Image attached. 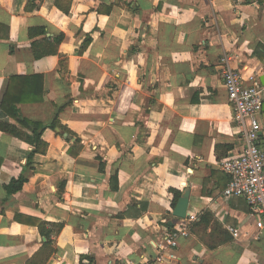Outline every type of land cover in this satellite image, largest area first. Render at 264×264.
Wrapping results in <instances>:
<instances>
[{
    "label": "crops",
    "instance_id": "obj_1",
    "mask_svg": "<svg viewBox=\"0 0 264 264\" xmlns=\"http://www.w3.org/2000/svg\"><path fill=\"white\" fill-rule=\"evenodd\" d=\"M226 57L246 85L264 74V0H72L68 14L56 0H0V106L11 77H29L37 94L21 113L49 123L65 106L73 132L46 129L33 156L0 132V264H34L41 222L64 223L46 264H264V218L224 195L220 164L244 148ZM0 120L18 125L1 108ZM187 188L190 214L211 211L234 240L211 250L190 232L162 263L158 245L184 223L168 224L173 190Z\"/></svg>",
    "mask_w": 264,
    "mask_h": 264
},
{
    "label": "built area",
    "instance_id": "obj_2",
    "mask_svg": "<svg viewBox=\"0 0 264 264\" xmlns=\"http://www.w3.org/2000/svg\"><path fill=\"white\" fill-rule=\"evenodd\" d=\"M225 85L229 102L234 115L233 120L241 127L244 140L243 150L221 162V169L230 176L224 189L226 197H243L255 216L264 218V149L260 146L262 130L261 115L263 113L264 87L260 80L252 78V83L246 85L239 72L230 64L229 58L223 60ZM197 218L189 215L178 230L167 232L158 245L162 250L158 260L166 262L167 250L179 246L180 237L190 234V225ZM264 220L258 221L262 227ZM234 234L237 235L236 231ZM170 259H179L171 257Z\"/></svg>",
    "mask_w": 264,
    "mask_h": 264
},
{
    "label": "trees",
    "instance_id": "obj_3",
    "mask_svg": "<svg viewBox=\"0 0 264 264\" xmlns=\"http://www.w3.org/2000/svg\"><path fill=\"white\" fill-rule=\"evenodd\" d=\"M72 0H56V6L62 10L64 13L68 14L71 9ZM28 10H35L36 6L28 5ZM43 30L41 31V33ZM63 37L56 39V42L59 44L62 41ZM91 37L88 36L85 40V45L89 44ZM57 46L53 48V52L57 53ZM47 52L36 54V57H42ZM26 81L33 82L34 80L29 79V77L21 76H12L10 79V84L8 91L6 92L5 98L0 106V108L12 119H14L17 124L11 123L9 121L0 120V132H5L10 134L13 137H16L20 140L27 142L28 144L34 146L30 156L35 155L36 153H45L48 148V143L43 140L42 136L46 129H56L60 128L62 132L72 133L66 126L62 125L59 120V113L63 110L65 106L58 108L57 113L54 118L49 123H43L40 121H34L25 117L20 109L17 107V104L25 102L24 95H35L37 91L31 84L27 86ZM26 83V84H25ZM13 84H16L17 90H14ZM39 88V87H37ZM28 90V91H27ZM37 90V89H36ZM28 97V96H27ZM30 97V96H29ZM28 100V99H26ZM26 182V178L20 177L19 179H14L9 185H7V190L9 194H14L20 191ZM113 186L112 188H116ZM174 201L173 204L176 205L181 192L173 190ZM49 226V228H48ZM64 223H39L40 233L47 238V242L44 247L32 258L34 264H46L52 254L55 252V248L52 247L51 236L57 235L63 229ZM209 228L211 229L209 231ZM171 229V228H170ZM173 230V228H172ZM190 232L196 234L198 238L203 242V244L208 247V249H216L220 245L227 244L234 240V236L231 231H229L211 211H205L193 221L190 225ZM42 258V259H41Z\"/></svg>",
    "mask_w": 264,
    "mask_h": 264
},
{
    "label": "water",
    "instance_id": "obj_4",
    "mask_svg": "<svg viewBox=\"0 0 264 264\" xmlns=\"http://www.w3.org/2000/svg\"><path fill=\"white\" fill-rule=\"evenodd\" d=\"M261 85L264 87V74L259 78ZM263 113H264V102H263ZM264 120V116H263ZM261 135V132H260ZM190 196H191V189L187 188L179 197L176 205L174 206L173 210V219L168 222L169 226H174L179 219H185L190 215L189 212V205H190Z\"/></svg>",
    "mask_w": 264,
    "mask_h": 264
}]
</instances>
